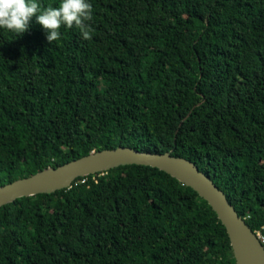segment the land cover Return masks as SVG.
Wrapping results in <instances>:
<instances>
[{
  "label": "trees",
  "instance_id": "trees-1",
  "mask_svg": "<svg viewBox=\"0 0 264 264\" xmlns=\"http://www.w3.org/2000/svg\"><path fill=\"white\" fill-rule=\"evenodd\" d=\"M58 7L61 0H37ZM94 31L0 28V186L95 151L195 162L264 234V0H89ZM0 264H236L192 187L155 166L0 209Z\"/></svg>",
  "mask_w": 264,
  "mask_h": 264
},
{
  "label": "water",
  "instance_id": "water-1",
  "mask_svg": "<svg viewBox=\"0 0 264 264\" xmlns=\"http://www.w3.org/2000/svg\"><path fill=\"white\" fill-rule=\"evenodd\" d=\"M146 165L163 169L192 187L216 213L229 235L236 264H264V245L236 212L215 182L192 160L166 152L141 151L120 146L95 151L59 168L50 167L31 177L0 186V209L20 198L71 188L80 177L108 172L121 166Z\"/></svg>",
  "mask_w": 264,
  "mask_h": 264
},
{
  "label": "clouds",
  "instance_id": "clouds-1",
  "mask_svg": "<svg viewBox=\"0 0 264 264\" xmlns=\"http://www.w3.org/2000/svg\"><path fill=\"white\" fill-rule=\"evenodd\" d=\"M92 12L89 0H61L58 7H44L37 0H0V28L19 36L29 29L35 17L36 23L46 31L49 43L60 39L62 26L77 27L83 38L89 40L94 29L86 22L93 19Z\"/></svg>",
  "mask_w": 264,
  "mask_h": 264
},
{
  "label": "built area",
  "instance_id": "built-area-1",
  "mask_svg": "<svg viewBox=\"0 0 264 264\" xmlns=\"http://www.w3.org/2000/svg\"><path fill=\"white\" fill-rule=\"evenodd\" d=\"M262 244L264 245V234L261 232L256 233Z\"/></svg>",
  "mask_w": 264,
  "mask_h": 264
}]
</instances>
